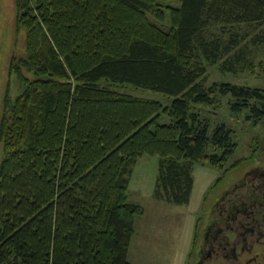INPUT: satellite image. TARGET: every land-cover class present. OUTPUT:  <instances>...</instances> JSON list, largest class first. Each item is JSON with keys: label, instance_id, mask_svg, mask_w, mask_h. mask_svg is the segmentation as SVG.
<instances>
[{"label": "trees", "instance_id": "16d2710c", "mask_svg": "<svg viewBox=\"0 0 264 264\" xmlns=\"http://www.w3.org/2000/svg\"><path fill=\"white\" fill-rule=\"evenodd\" d=\"M173 1L16 0L26 52L11 60L20 92L7 89L0 121V264H131L140 157H160L154 196L174 204L190 202L196 163L220 171L208 193L242 165L233 128L206 106L228 97L232 113L260 123L264 86L208 84L207 72L254 70L264 0ZM127 84L173 99L118 89Z\"/></svg>", "mask_w": 264, "mask_h": 264}, {"label": "rangeland", "instance_id": "374dc122", "mask_svg": "<svg viewBox=\"0 0 264 264\" xmlns=\"http://www.w3.org/2000/svg\"><path fill=\"white\" fill-rule=\"evenodd\" d=\"M172 3L176 5L178 0ZM213 28L216 34L226 37L230 27H227L226 31H222L221 25ZM251 37L252 35H249L247 39ZM25 46V32L17 27L16 0H0V121L7 89L10 88L12 97L20 92L19 79L11 73L10 64L14 56L25 55ZM251 49L255 63L253 71L249 70V65H242L236 73L225 72L219 63L210 64L207 83L231 81L264 86V70L259 65L264 51L255 45H251ZM249 57L251 58V55ZM118 89L133 95L158 99L166 104H170L173 99L161 92L136 88L130 84ZM206 108L207 115L211 116L214 123L224 121L233 128L239 144L236 157L242 159V167L264 161V120L254 124L246 119L245 113H232L228 97H223L216 104ZM2 149L0 143V162ZM159 163L158 155L145 154L132 167L128 187L129 200L140 204L144 213L136 216L135 232L127 257L131 264H188L191 259L194 261L195 253L192 256L190 253L194 250L197 219L204 216L206 210L202 208L204 196L211 193L207 190L219 177L220 171L216 167L196 163L193 167L195 182L190 202L174 204L154 196Z\"/></svg>", "mask_w": 264, "mask_h": 264}, {"label": "flooded vegetation", "instance_id": "af4514ba", "mask_svg": "<svg viewBox=\"0 0 264 264\" xmlns=\"http://www.w3.org/2000/svg\"><path fill=\"white\" fill-rule=\"evenodd\" d=\"M236 169L209 197L191 264H264V161Z\"/></svg>", "mask_w": 264, "mask_h": 264}]
</instances>
